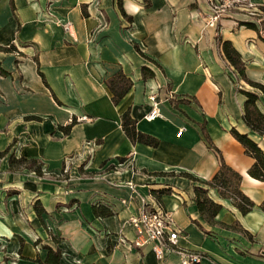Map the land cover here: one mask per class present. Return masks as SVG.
<instances>
[{"label": "crops", "instance_id": "crops-1", "mask_svg": "<svg viewBox=\"0 0 264 264\" xmlns=\"http://www.w3.org/2000/svg\"><path fill=\"white\" fill-rule=\"evenodd\" d=\"M251 1L256 20L230 12L208 27L206 0H151L149 7L143 0H0V45L19 51H0L7 71L0 75V151L7 149L0 157V264H36L45 257L41 244L59 247L61 264H188L176 252L157 259L150 245L133 244L127 221L145 208L172 213L175 247L200 254V264H264V181L247 173L254 158L231 129L263 153L264 137L243 121L239 90L251 88L217 41H230L246 76L264 85V29L259 35L238 23L264 21V0ZM142 66L154 76L143 79ZM117 72L133 85L115 104L105 80ZM255 92L264 114V92ZM150 96L159 112L152 120ZM126 110L139 131L159 140L156 147L127 137ZM86 141L96 143L93 150ZM11 155L37 160L42 174L11 169ZM220 157L241 175L254 206L241 214L210 189L222 205L210 224L194 186L213 177ZM162 189L169 191L153 194ZM94 206L112 214L97 215ZM234 222L248 234L221 225Z\"/></svg>", "mask_w": 264, "mask_h": 264}, {"label": "trees", "instance_id": "trees-1", "mask_svg": "<svg viewBox=\"0 0 264 264\" xmlns=\"http://www.w3.org/2000/svg\"><path fill=\"white\" fill-rule=\"evenodd\" d=\"M143 2L146 7H149L151 0H143ZM118 4L119 6H121V0H118ZM238 23L239 25H244L247 28L254 29L259 35L260 28L264 29V21H261L259 23L260 27H258L256 23L252 21H239ZM217 41L223 51L226 60L230 65L233 66L239 77L251 88V90H239L245 96L243 104V121L251 130L264 137V114L261 112L257 105L258 94L255 92L256 90L264 92V85L259 82L253 81L246 76L245 62L243 61L240 53L235 49L230 41L223 40L220 36H217ZM0 51L17 52L19 54V51L13 44H10L9 46L0 45ZM141 72L143 79L154 76V72L147 66H142ZM6 74L7 71L2 68L0 63V75L3 76ZM105 84L111 93V99L113 103L117 104L132 87L133 81L122 72H117L113 76L107 78L105 80ZM73 122L63 127V131L68 132ZM121 128L132 142H139L152 147H156L159 144V140L157 138L139 131L136 128V120L131 117L128 110L124 111L121 115ZM231 134L245 148V152L254 158V162L249 167L247 173L253 178L264 181V153L261 148L251 138H249L246 133H240L235 128H232ZM6 153L7 149L0 151V157L5 155ZM120 160H123V158H120ZM9 167L11 169L25 167L27 169L33 170L36 174H42L40 162L35 159H26L22 156L16 158L14 155H11L9 158ZM184 176L198 181L190 174L184 173ZM240 183L241 175L233 170L229 165H227L220 157L219 168L213 175V177L206 181H199V183L194 186V198L197 209L201 216L208 223L217 224L218 222L216 221L215 217L222 209V205L215 202L209 196L210 189H215L221 197L230 199L233 205L240 211L241 214H245L253 208L254 202L241 191ZM168 191V189H162L153 191V194L159 196ZM34 208L38 215H41L42 212H44V209L40 206V203L38 201L34 203ZM261 208L264 209V202L262 203ZM94 210L97 215L108 216L112 214L109 209L102 206H94ZM221 225L228 228L239 229L240 231L248 234L246 230L239 226L238 222H234L231 225ZM51 240L55 243H59L60 241V239L55 235H51ZM34 243L35 245H38L41 242L39 239H37ZM41 248L46 252L45 257L43 260H41L39 257H36L33 260L34 263L61 264L62 252L59 247L53 248L50 245L41 244Z\"/></svg>", "mask_w": 264, "mask_h": 264}, {"label": "built area", "instance_id": "built-area-1", "mask_svg": "<svg viewBox=\"0 0 264 264\" xmlns=\"http://www.w3.org/2000/svg\"><path fill=\"white\" fill-rule=\"evenodd\" d=\"M206 0L209 8V13L206 17L205 25L208 27H215L219 17L220 11L218 6H229V2L245 3L248 0ZM63 27L69 33L71 32V24L66 22ZM152 102V108L146 115L148 120H152L159 115L158 108L154 96L149 97ZM85 146L89 151L93 150L96 143L93 141H86ZM71 158H67L68 162ZM135 231L133 244L137 247L150 245L155 253L157 259H162L167 252H176L188 264H200L201 256L195 251L189 249H180L175 247L180 235V231L175 225L172 213L160 208H145L139 214L131 216L127 221Z\"/></svg>", "mask_w": 264, "mask_h": 264}, {"label": "rangeland", "instance_id": "rangeland-1", "mask_svg": "<svg viewBox=\"0 0 264 264\" xmlns=\"http://www.w3.org/2000/svg\"><path fill=\"white\" fill-rule=\"evenodd\" d=\"M219 3L223 4L221 0H219ZM219 9V13H220V17L219 19L222 17V15L227 14V13H237L238 16H242L244 14V18L245 19H255L256 12L258 11V8L255 7V4L253 1L248 0L245 3H240V2H229V6H218ZM262 17H264V11H262L261 13H259ZM264 31V30H263Z\"/></svg>", "mask_w": 264, "mask_h": 264}]
</instances>
